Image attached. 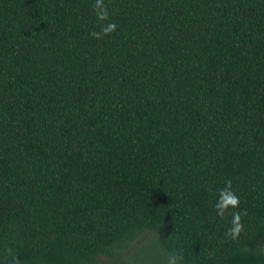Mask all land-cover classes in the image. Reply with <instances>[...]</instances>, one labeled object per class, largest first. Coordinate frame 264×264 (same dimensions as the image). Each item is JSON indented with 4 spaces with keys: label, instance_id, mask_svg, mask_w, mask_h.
<instances>
[{
    "label": "trees",
    "instance_id": "obj_1",
    "mask_svg": "<svg viewBox=\"0 0 264 264\" xmlns=\"http://www.w3.org/2000/svg\"><path fill=\"white\" fill-rule=\"evenodd\" d=\"M0 264H264V0H0Z\"/></svg>",
    "mask_w": 264,
    "mask_h": 264
},
{
    "label": "clouds",
    "instance_id": "obj_2",
    "mask_svg": "<svg viewBox=\"0 0 264 264\" xmlns=\"http://www.w3.org/2000/svg\"><path fill=\"white\" fill-rule=\"evenodd\" d=\"M111 27H115L112 25ZM239 204V198L231 192V182L227 181L225 183V189L221 192L220 200L216 203L215 207L217 209V215L223 216L227 207L230 205L235 208ZM240 213L236 212L233 214L232 226L228 229V235L234 236L237 234L241 228L240 224Z\"/></svg>",
    "mask_w": 264,
    "mask_h": 264
}]
</instances>
